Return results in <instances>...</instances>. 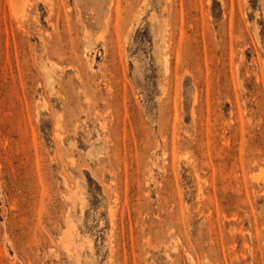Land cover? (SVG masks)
<instances>
[{
  "label": "rangeland",
  "instance_id": "rangeland-1",
  "mask_svg": "<svg viewBox=\"0 0 264 264\" xmlns=\"http://www.w3.org/2000/svg\"><path fill=\"white\" fill-rule=\"evenodd\" d=\"M0 264H264V0H0Z\"/></svg>",
  "mask_w": 264,
  "mask_h": 264
},
{
  "label": "bare ground",
  "instance_id": "bare-ground-1",
  "mask_svg": "<svg viewBox=\"0 0 264 264\" xmlns=\"http://www.w3.org/2000/svg\"><path fill=\"white\" fill-rule=\"evenodd\" d=\"M14 1H17V0H14ZM11 2V1H10ZM13 5V4H12ZM21 5V4H20ZM15 9H17V7L15 8Z\"/></svg>",
  "mask_w": 264,
  "mask_h": 264
}]
</instances>
